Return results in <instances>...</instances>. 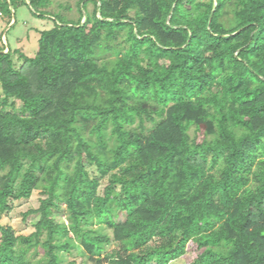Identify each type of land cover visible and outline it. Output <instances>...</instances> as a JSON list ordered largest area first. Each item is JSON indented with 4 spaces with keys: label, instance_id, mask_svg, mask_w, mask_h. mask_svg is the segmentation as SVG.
<instances>
[{
    "label": "trees",
    "instance_id": "16d2710c",
    "mask_svg": "<svg viewBox=\"0 0 264 264\" xmlns=\"http://www.w3.org/2000/svg\"><path fill=\"white\" fill-rule=\"evenodd\" d=\"M51 5L0 0L54 24L0 48V264H264V0Z\"/></svg>",
    "mask_w": 264,
    "mask_h": 264
},
{
    "label": "rangeland",
    "instance_id": "374dc122",
    "mask_svg": "<svg viewBox=\"0 0 264 264\" xmlns=\"http://www.w3.org/2000/svg\"><path fill=\"white\" fill-rule=\"evenodd\" d=\"M79 0H52V5L48 11L51 14H62L68 19L77 21L80 17L78 9ZM93 6H89V11ZM53 21L50 18H38L27 6H22L17 10L16 16L10 19L6 14H0V48L10 47L13 51L20 49L24 54L34 57L39 49L40 32L49 30L53 27ZM17 106L21 104L16 102ZM1 176V173H0ZM103 182V187L105 185ZM102 187V188H103ZM43 195L40 190L34 192L29 200H22L13 203V209L1 217L2 226L11 227L17 236H29L35 230V223L38 217L30 215L25 218L24 215L30 210L38 209ZM62 216L58 217V222H62ZM65 258L63 264L69 261H76V264H92L87 256L82 252H71L61 254ZM189 257V256H188ZM188 257L179 259L171 264H184Z\"/></svg>",
    "mask_w": 264,
    "mask_h": 264
}]
</instances>
